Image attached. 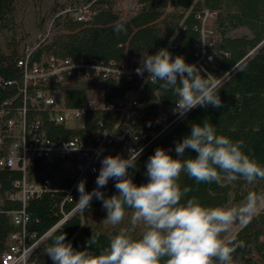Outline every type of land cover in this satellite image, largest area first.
<instances>
[{
	"label": "trees",
	"instance_id": "1",
	"mask_svg": "<svg viewBox=\"0 0 264 264\" xmlns=\"http://www.w3.org/2000/svg\"><path fill=\"white\" fill-rule=\"evenodd\" d=\"M14 3L15 0H0V25L9 20ZM83 8L92 12L87 20L77 18ZM135 8L133 14L125 17L116 0H66L59 8H52L50 31L29 50V60L38 62L49 55L117 61L127 57L132 60L133 57L155 54L158 50L166 48L173 58L180 55L187 63L194 64L202 54L201 46L195 39L198 35L195 28L200 24L197 14L204 9L216 11L213 24L215 43L206 48L200 61L201 66H197L206 70L201 74L211 73L218 81L245 58H248L247 61L219 82L222 85L219 90L221 107H197L188 112L138 157L137 169H129V172L137 185L146 183V163L155 149L162 147L175 158L176 142L182 141L190 134L192 123L202 124L206 119L216 127L218 134L226 135L234 141L243 140L245 150H251V154L264 165V47L249 55L250 51L264 40V0H135ZM121 18L127 20L126 31L116 34L114 24ZM239 30L242 32H238ZM24 54L18 53L15 47L6 51L0 49V106L16 93L15 83L4 84L3 81H21V68L17 62ZM209 57L212 59L209 60ZM159 83L134 79L65 85L62 88L68 106L82 105L87 90L99 89L103 91L104 107L102 110L91 112L92 119H85L82 128L74 129L48 122L41 114L42 128L45 135L53 139H67L73 135L91 139V132L96 128L98 119L102 120L105 128H113L120 117V112L115 108L131 91L137 92L134 105L137 123L139 126H145L164 108L175 104L176 97L171 92L164 93ZM18 101L19 99L17 103ZM123 125L120 122L118 126L123 128ZM131 125L135 126L133 123ZM110 150L112 148L104 152V157L113 156ZM186 155L194 157L196 153L186 150ZM46 167L52 168L44 159L39 158L30 168ZM20 177L19 169L0 168V253L8 248L9 233L19 229L7 211L20 208L21 202L6 199V194L12 190V180ZM115 182L110 180L107 186L101 189L106 197L116 194ZM179 183L182 188L192 189L185 199L196 197L205 206H235L244 200L249 191L264 193V181L249 185L240 179L221 187L216 183L197 184L187 175L181 174ZM85 189L89 190L87 185ZM62 198V192L57 191L43 192L39 196L29 198L25 206L29 215L26 230L35 233L36 238L48 232L62 216L59 212ZM74 204L63 202V210L71 211ZM89 213L93 218H88ZM128 213H131V210H128ZM106 216L102 202L94 197L90 208L71 215L48 238L64 231L66 241L71 242L74 248L83 250L92 233H99V244L96 247L99 251L108 244L109 239L120 227H130L127 217L121 225L113 226L104 221ZM237 225L239 223L231 229ZM139 231V228L136 229V234H139ZM228 233L223 234V238ZM48 238L31 253V264H52V260L44 251V247L51 243ZM232 238L245 242V247L237 249L234 253V264H264V209H261L249 224L240 225L226 241ZM32 242L33 240L29 241ZM254 250L258 259L249 257Z\"/></svg>",
	"mask_w": 264,
	"mask_h": 264
},
{
	"label": "clouds",
	"instance_id": "2",
	"mask_svg": "<svg viewBox=\"0 0 264 264\" xmlns=\"http://www.w3.org/2000/svg\"><path fill=\"white\" fill-rule=\"evenodd\" d=\"M126 23L124 18L117 20L115 33L125 32ZM203 71L183 56L173 58L166 48L142 54L135 70L141 77L147 72L148 81L160 82L164 93L176 97L173 112L179 117L197 107H221L222 85L213 74L202 75ZM245 149L243 140L218 134L206 119L202 124L192 123L190 134L176 142L175 158L162 147L155 149L146 163V183L137 185L129 172L137 169L142 148H129L126 158L105 156L96 177L97 187L87 192L81 180L77 202L83 210L91 207L94 197L100 200L107 212L104 221L113 226L121 225L131 210L130 227H120L99 251V233H92L86 247L78 250L66 241L63 231L48 238L51 243L45 253L53 264H234V253L245 247V242L235 238L226 241L223 234L237 223L249 224L264 209V193L249 191L235 206H205L196 197L185 199L192 189L182 188L179 181L181 174L197 184L221 187L240 179L249 185L264 181V165ZM186 150L196 155L187 156ZM102 151L98 150L97 156ZM109 180L116 181L117 191L106 197L101 189Z\"/></svg>",
	"mask_w": 264,
	"mask_h": 264
},
{
	"label": "built area",
	"instance_id": "3",
	"mask_svg": "<svg viewBox=\"0 0 264 264\" xmlns=\"http://www.w3.org/2000/svg\"><path fill=\"white\" fill-rule=\"evenodd\" d=\"M91 13L89 9L83 8L77 18L87 20ZM197 16L200 24L195 28L198 31L195 39L201 46L202 54L194 64L201 66L200 61L206 48L215 43L213 24L216 11L204 9ZM17 63L21 68V81H3L4 84L15 83L17 89L0 106V168H16L21 171V177L12 180V190L6 194V199L20 201L21 207L7 211L19 229L9 233L8 248L0 253V264H31L30 255L39 241L80 206L77 202L80 197L77 190L79 182L85 181L89 189H85L87 192L97 187L96 177L105 151L112 148L110 151L113 156L119 154L126 158L129 148H142L141 156L183 118L174 114V104L160 111L145 126H139L134 108L137 92L131 91L115 108L120 112V117L112 129L105 128L102 120L98 119L96 128L91 132V139L79 135L53 139L45 135L41 114L48 122L74 129L82 128L85 119L91 118V112L104 107L103 91L99 89L87 90L82 105L68 106L63 86L97 84L103 80H143L147 79L148 73L145 72L143 77L137 75L135 70L140 63L127 57L117 61L49 55L41 61L31 62L27 51ZM99 97L101 101H98ZM120 122L124 124L123 128L118 126ZM100 149L103 151L97 156ZM39 158L44 159L52 168L31 169V165ZM55 191L63 194L59 209L62 216L48 232L36 238L35 233L25 228L29 220L25 210L26 202L43 192ZM65 201L75 203L69 212L63 210L62 203ZM1 203L0 196V207ZM31 240L33 242L29 243Z\"/></svg>",
	"mask_w": 264,
	"mask_h": 264
},
{
	"label": "rangeland",
	"instance_id": "4",
	"mask_svg": "<svg viewBox=\"0 0 264 264\" xmlns=\"http://www.w3.org/2000/svg\"><path fill=\"white\" fill-rule=\"evenodd\" d=\"M65 1L66 0H15L13 12L9 20L4 25H0V49L6 51L10 47H15L20 54L29 51L32 47L37 45L41 39L48 35L53 14L52 8L54 6L59 8ZM116 2L119 7L121 6L127 11H131L133 6H135V0H116ZM238 32H242V30ZM98 101H101L100 97ZM75 211V213H81L82 209L79 206ZM130 214L131 213H128L126 216L127 219H129ZM88 218H93V215L89 213ZM239 226L240 224L233 230L231 229L224 239L226 240L232 236ZM44 242L45 240L40 242L38 246H41ZM46 247L47 246L44 247V251ZM249 257L258 259V254L254 250V252L249 254Z\"/></svg>",
	"mask_w": 264,
	"mask_h": 264
},
{
	"label": "water",
	"instance_id": "5",
	"mask_svg": "<svg viewBox=\"0 0 264 264\" xmlns=\"http://www.w3.org/2000/svg\"><path fill=\"white\" fill-rule=\"evenodd\" d=\"M264 47V40L260 43V44H258V46L254 49V50H252V51H250V53H249V55L251 56V55H253L254 53H256L257 51H259L261 48H263ZM247 59L248 58H245L244 60H243V62L241 63V64H239V65H237V67H235V68H232L227 74H225V75H223L221 78H222V80L221 79H219L218 81H223L224 79H226L229 75H231L240 65H242L245 61H247ZM225 77V78H224ZM75 212H73L71 215H73ZM63 224V222L59 225V226H57V227H55L53 230H50V232H48L46 235H45V237L44 238H42L40 241H39V243L40 242H43L44 240H46L47 238H48V236L53 232V231H55L57 228H59L61 225ZM39 243L36 245V247L39 245Z\"/></svg>",
	"mask_w": 264,
	"mask_h": 264
},
{
	"label": "crops",
	"instance_id": "6",
	"mask_svg": "<svg viewBox=\"0 0 264 264\" xmlns=\"http://www.w3.org/2000/svg\"><path fill=\"white\" fill-rule=\"evenodd\" d=\"M120 9L123 11L125 17H127L128 14H133L136 11L135 6H133L131 11H127L124 8H122L121 6H120ZM132 60L137 62V63H140L141 62V57H133Z\"/></svg>",
	"mask_w": 264,
	"mask_h": 264
}]
</instances>
